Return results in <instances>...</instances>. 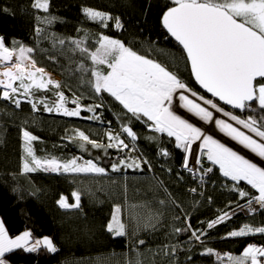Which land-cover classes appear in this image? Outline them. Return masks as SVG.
Listing matches in <instances>:
<instances>
[{"label":"trees","instance_id":"obj_1","mask_svg":"<svg viewBox=\"0 0 264 264\" xmlns=\"http://www.w3.org/2000/svg\"><path fill=\"white\" fill-rule=\"evenodd\" d=\"M49 1V11L44 12L33 6L36 0H0V36L8 47L18 48L23 44L25 47L47 50L46 53L37 51L32 59L61 79L59 90L66 96L80 98L87 106L103 104L106 111L104 123L111 121L120 130L118 132H121V123L127 122L122 106L107 93L101 94L102 98L95 94L87 83L82 82L89 79L90 74L81 76L76 71L78 63L83 62L91 67V62L79 52L73 53L67 43L64 54L60 55L52 47L53 40L65 39L67 42L68 38L86 37V46L94 50L95 41L103 33L167 65L190 87L202 92L193 79L190 65L184 60L182 48L162 26L163 13L174 6L170 0ZM83 8H93L119 17L123 30H115L112 27L114 21H109L108 28H103L87 19ZM51 17L56 19L51 24L45 23V19ZM37 26L43 29L39 37L35 31ZM148 48L162 50V53H147ZM49 56H55V60H50ZM100 67L102 71H108L106 66ZM35 95L52 94L40 90ZM117 114L124 119H118ZM131 127L138 134L135 142L137 155L151 164L150 169L143 165L144 172L130 170L113 173L109 170L107 176L61 175L43 171L23 173L24 129L39 138L32 142L38 158L55 157L65 161L80 157L79 150L70 139L72 130L82 129L93 140L102 141L105 137L104 127L88 120L48 113L44 109L34 111L26 102L16 108L0 99V217L11 235L30 230L36 235L35 239L51 237L59 249L54 254L44 249L38 254L16 250L7 254L9 264H135L137 257L141 264H217L215 256L199 254L203 248L198 242L193 240L189 243L191 232L176 235L173 230L186 226L185 217L190 219L192 229L206 230V222L235 209L247 197L241 198L233 191L234 182L225 178L219 166L213 165L206 156L200 157L201 168L211 167L213 171L205 183H199L182 167L185 154L175 147L174 138L150 131L143 121L132 119ZM150 135H155L157 139H147ZM160 149H166L170 156L165 158L159 155ZM120 153L113 150L110 160L123 157ZM103 167L109 169V166ZM167 169H171V172ZM157 181L163 183V188ZM237 183L239 189L256 195V191L246 182ZM192 188L197 191H189ZM77 190L81 192V210H64L57 205L61 195L73 203L71 194ZM169 193L171 200L179 207L171 203ZM160 200L165 201L163 206L157 203ZM230 204L231 208L228 207ZM116 205L121 207V217L126 216L125 210L129 208L131 213L138 215L141 224L147 220L149 213L159 214V222L154 228L141 227L135 236L129 233L115 237L106 230V226ZM133 205L138 207L132 208ZM126 219L127 222H123L127 230L132 223ZM246 224L253 228L264 226V211L249 217L239 213L207 230L208 236L202 237L204 247L212 248L221 255L241 257L247 245H264L262 233L222 239L228 232L239 230ZM138 236H143L145 244L138 246ZM173 244L180 245L175 259L164 256L160 251L165 245ZM230 263L228 257L224 256L223 264Z\"/></svg>","mask_w":264,"mask_h":264},{"label":"snow or ice","instance_id":"obj_2","mask_svg":"<svg viewBox=\"0 0 264 264\" xmlns=\"http://www.w3.org/2000/svg\"><path fill=\"white\" fill-rule=\"evenodd\" d=\"M48 2L49 0H36L33 6L47 11ZM170 2L174 6L168 7L163 13L162 26L181 46L184 60L190 65L195 81L217 99L207 98L193 91L175 71L169 70L167 65L150 58L148 54H141L120 39L101 33L95 41L94 50L86 46V37L68 38L67 42L65 39L53 40L52 47L57 49L60 55L64 54L63 50L67 43L73 53L79 52L91 62V67L83 62L76 66V71L81 76L90 74L89 79L82 82L87 83L101 98V94H109L122 106L124 117H127V122L120 125L121 132L104 133L107 143L90 139L89 135L79 130L72 139L80 141L78 146L84 152L88 151L90 145L92 149L103 150L105 155L110 148H115L118 152L127 150L131 153L137 151L135 142L138 139V134L131 127V120L143 121L150 131L174 138L175 147L185 154L182 167L194 180L199 179L203 182L204 177L213 171V168L209 167L201 173L197 167L200 165L201 155L206 156L213 165H218L222 175L234 182L232 190L241 198L247 197L246 204L237 205L236 208L241 211L246 209L249 214H255L258 208L264 210V167L221 142L213 134L205 132L196 123L178 114L175 109L183 110L186 115L212 125L215 131L249 150L264 163V0H170ZM82 12L87 19L103 28H108V22L114 21L112 27L117 31L123 30L120 18L113 17L110 13L93 8H83ZM55 19L46 18L45 23L51 24ZM35 31L39 37L43 29L37 26ZM37 51L47 52L45 49L25 47L23 44L18 48L8 47L4 43V38L0 36V99L10 102L16 108L27 100L33 110L37 111V104L29 98L34 97L36 91L51 90L52 86L56 89L57 99L52 107H49L45 100H40L44 110L50 113L62 111L64 116L79 117L81 106L78 98L71 101L76 107L71 109L65 107L67 98L65 93L59 90L60 82L55 81L44 68L37 67L36 61L32 59V55ZM153 51L162 53L159 49H146L147 53ZM48 58L55 60V56ZM100 66H106L108 71H102ZM219 101L233 109L252 114L242 118L232 111H226ZM102 107L103 104L87 106V110L94 112ZM124 117L117 114L118 119L123 120ZM86 119L98 120L100 117L92 116ZM107 124L110 126L111 121ZM121 134L125 135L130 143H125V140L120 138ZM22 137L25 153L23 173L43 171L61 175L102 176L109 173V169L99 166V158L84 160L83 157H73L65 161L55 157L38 158L32 142L39 138L27 129L23 130ZM147 139L154 141L157 137L150 135ZM159 155L168 158L170 153L166 149H160ZM190 159L194 161L193 166H189ZM142 165L151 168L150 162L142 156L134 158L127 156L113 162L110 171L116 173L122 169L142 170ZM167 171L171 172V169ZM241 181H246L258 195H251L239 189L237 182ZM157 183L163 188L161 181ZM164 191L167 192L166 189ZM189 191L195 193L197 190L192 188ZM71 195L73 203H69L68 197L61 195L56 202L57 205L64 210H81V192L73 191ZM167 195L171 203L179 207L171 200L170 193ZM157 203L163 206L165 201L160 200ZM228 207L231 208V204ZM120 212V205L114 206L113 214L106 226V230L115 237L135 234L141 227L154 228L160 219L159 214L149 213L147 220L141 224L139 219L129 217L132 226L126 230V225L120 220ZM231 215H235V209ZM231 215L229 212H223L206 222V230L192 229L190 219L185 217L186 226L183 229L175 228L173 231L176 235L191 232L189 243L193 240L198 242L203 248L199 254L215 256L217 264H223L224 256L228 257L231 264H264L261 259L264 258V245H247L241 257L221 255L212 248L204 247L205 241L202 237L208 236L207 230L231 219ZM253 233L264 234V226L253 228L246 224L239 230L228 232L222 239L243 237ZM137 244L143 245L145 241L138 240ZM179 247V244L165 245L160 251L164 256L175 259ZM41 249L50 254L59 250L51 237L35 239L30 230H25L15 237L10 236L4 221L0 219V264H9L6 256L16 250L38 254ZM188 259L191 260V257ZM135 264H139V261Z\"/></svg>","mask_w":264,"mask_h":264},{"label":"rangeland","instance_id":"obj_3","mask_svg":"<svg viewBox=\"0 0 264 264\" xmlns=\"http://www.w3.org/2000/svg\"><path fill=\"white\" fill-rule=\"evenodd\" d=\"M49 7H50V1L48 2V10L47 11H44L43 9H38V10H42V11H44V12H48L49 11ZM36 54V53H35ZM14 59H15V57H14ZM36 66L37 67H41L40 65H38L37 63H36ZM41 68H43V67H41ZM44 70H45V68H44ZM47 70V69H46ZM46 70H45V72H46ZM55 81H58V82H60L61 81V79L60 78H57V77H54L53 75H50ZM187 84V83H186ZM188 85V84H187ZM188 87L189 88H191L193 91H195V92H197L198 94H201V95H205L207 98H211V97H209L208 95H206L204 92H200V91H198V90H196V89H194V88H192V87H190L189 85H188ZM50 89L51 90H46V91H49L52 95H47L48 97H49V99L50 98H53L52 100H56L57 99V97H56V95H55V91H56V89H54V88H52V86H50ZM34 96H36V95H34ZM47 96H45L46 98H48ZM73 98V97H72ZM77 97H75L74 99H76ZM23 99V98H22ZM213 99V98H212ZM52 100H50V101H47L46 103L48 104V106L49 107H52L53 105H54V103H53V101ZM78 100H79V104H80V106H81V114H80V116L79 117H75V118H80V119H84V120H88L89 122H91V123H93V124H98L99 126H103L104 127V132H107V131H112L113 133H117L118 131H120V130H118V127L117 126H113V124H111L112 126H109L107 123H104V120H103V118H104V116L106 115V111H105V109H103V107L102 108H98V109H96L94 112H90V111H88L87 110V105H85L83 102H82V100L80 99V98H78ZM215 100V99H214ZM220 104V103H219ZM221 106H223V107H225L224 105H222V104H220ZM41 106H42V104H41ZM89 106V105H88ZM65 107H68L69 109H71V108H74V107H76V105L75 104H73V103H71V101L70 100H66V102H65ZM227 108V107H226ZM229 109V108H228ZM175 110H177L178 111V114H180V115H183V116H185V118H188L191 122H193V123H196L197 124V126H199V127H201L205 132H209V129H207L208 127H210V125H207V124H205L204 122H202V121H199V122H197L196 120V118H194V117H192L191 115H186L185 114V112L183 111V110H180V109H175ZM240 110H237V112H239ZM85 113H87V115L85 114ZM60 115H63L62 114V111L60 112ZM64 116V115H63ZM92 116H99L100 117V119H86V117H92ZM67 117V116H66ZM70 118V117H69ZM192 119H195V120H192ZM77 130H79V131H83V132H85L84 130H82V129H79V128H77V129H74V130H72L71 132H70V139H71V142L73 143V145L79 150V152H80V157H83V159L84 160H87V159H93V160H96L97 158H99V166H101V167H103V166H105V167H107V166H109V167H107V168H109V170H110V168H111V164L113 163V162H116L118 159H120V158H126V157H124V156H131V157H136V156H138L137 155V151H134V152H131V153H129L127 150H125L124 151V153L123 152H121L120 154H122V156L123 157H120V158H118L117 160H110L111 159V155H112V152H113V150H117V149H115V148H110V149H108V151H107V154L105 155V153H104V151L103 150H100V149H92L91 148V146L89 145L88 146V151L87 152H84V151H82L80 148H79V143H80V141H78V140H73L72 139V137H74L75 135H76V131ZM85 134L86 135H88L86 132H85ZM90 137V136H89ZM214 137L215 138H217V139H220L221 140V142H223V143H226V144H228V146H230V147H233L234 148V150H237V151H239L242 155H244L246 158H248V159H251V160H253V162H255V163H257V164H259L261 167H264V164H261L260 162H259V157H256V158H259V159H254V158H252V157H250V156H247L245 153H243L241 150H239V149H237L235 146H238V147H241L242 149H243V147L242 146H240V145H238L235 141H231L229 138H227V137H225L222 133H219V136H217V135H214ZM121 139H124L125 140V143H130V142H128L129 141V139L125 136V135H123V134H121V137H120ZM90 139H92L91 137H90ZM100 142H103V143H107L108 141H107V138L106 137H104V139L102 140V141H100ZM197 143H199V142H197ZM193 148H195V145L193 146ZM25 154V153H24ZM123 154H125V155H123ZM253 156H254V154H253ZM190 161H191V159H190ZM190 161H189V163H190ZM111 162V163H110ZM130 170H136V171H138V172H144L143 170H145L144 169V167H143V165H142V170H138V169H122L120 172H127V171H130ZM244 182H246V181H244ZM247 183V182H246ZM244 204V203H243ZM242 205V204H241ZM237 208H235V215H236V213H237V210H236ZM139 210V209H138ZM137 210V211H138ZM232 211L233 210H231V211H229V213H230V215H231V213H232ZM125 212H126V216L125 217H121L123 214L121 213V216H120V220H121V222L122 223H124V222H127L126 220V218H128L129 219V217H133V218H136L137 217V219H139L138 218V215L137 214H135V212H132L131 213V210L129 209V208H126V210H125ZM238 213H240L239 211H238ZM137 215V216H136ZM235 215H231V217H233V216H235ZM251 216V215H250ZM0 219H2L1 217H0ZM3 220V219H2ZM124 221V222H123ZM129 221H130V223H132V220H130L129 219ZM6 227V226H5ZM7 229V228H6ZM8 231V230H7ZM8 233H9V231H8ZM136 234H139V232L137 233H135V234H133L134 236L136 235ZM9 235L10 236H12V237H15V236H13V235H11L10 233H9ZM139 237V236H138ZM138 240H144V238H143V236H141V237H139V239ZM138 246H141V245H138ZM137 261H139V258L137 257ZM130 263V262H129ZM139 264H141V262H139Z\"/></svg>","mask_w":264,"mask_h":264},{"label":"built area","instance_id":"obj_4","mask_svg":"<svg viewBox=\"0 0 264 264\" xmlns=\"http://www.w3.org/2000/svg\"><path fill=\"white\" fill-rule=\"evenodd\" d=\"M65 97L67 98L66 100H70V101H72V100H74V98L75 97H73V98H71V97H68V96H66L65 95ZM29 99H33V101L37 104V108H38V110H40V109H44V105L42 104V106H41V103H40V100H45V102H47V101H50V99L49 98H46L45 96H34V97H30ZM53 101V103H55V101L56 100H52ZM24 102H26V103H28L27 102V100H25ZM30 104V103H29ZM31 105V104H30ZM32 106V105H31ZM223 107V106H222ZM68 108V107H67ZM225 109H226V111H230L228 108H226L225 107ZM37 110V111H38ZM47 112V111H46ZM233 112V111H232ZM244 111H239V112H233V114L234 113H239V116H241L242 118L244 117L243 115H242V113H243ZM48 113H50V112H48ZM51 113H55V114H60V113H57V112H55V111H53V112H51ZM213 127V126H212ZM208 132V131H207ZM195 149V148H194ZM117 157V156H116ZM118 158V157H117ZM120 158V157H119ZM194 165V161L193 160H191L190 161V163H189V166H193ZM197 167H199V169H200V171H201V173H203V171L205 170V169H202L201 168V165H199V166H197ZM211 174L212 173H209V174H207L205 177H204V181L203 182H201L199 179H196L199 183H205L206 182V180L211 176ZM246 204V202L244 203V204H242V205H245ZM237 210V213H238V211L239 212H242L243 214H245L246 216H249V215H252V214H249V213H246V212H244V211H241V210H239V209H236ZM32 236H33V238H36V235L33 233L32 234Z\"/></svg>","mask_w":264,"mask_h":264},{"label":"bare ground","instance_id":"obj_5","mask_svg":"<svg viewBox=\"0 0 264 264\" xmlns=\"http://www.w3.org/2000/svg\"><path fill=\"white\" fill-rule=\"evenodd\" d=\"M116 30V29H115ZM46 70V69H45ZM46 73L47 74H49V75H53L54 77H57V78H59L58 76H56L55 74H53L51 71H49V70H46ZM230 111H233V112H236L237 110H232V109H229ZM235 115H238L239 116V113H234ZM242 115L245 117L246 116V114L243 112L242 113ZM195 120V119H194ZM197 122H199L198 120H196ZM207 129H209V132L208 133H211V134H213V135H217V136H219V132H217V131H215L214 130V128L212 127V125H210V127H208ZM237 149H239V150H241L243 153H245L247 156H250V157H252V158H254V159H259V158H256L257 156H255V154H254V156H253V153H251L249 150H247V149H242L241 147H238V146H235ZM259 162L261 163V158L259 159ZM261 164H264V163H261ZM256 191V190H255ZM256 195H258V192L256 191ZM247 201V200H246ZM246 201H244L243 203H245ZM243 203H241V204H243ZM240 204V205H241ZM258 207V206H257ZM244 212H246V213H248L247 212V210L245 209V210H243ZM262 211H264V210H261V209H259L258 208V210H257V212L255 213V214H252L251 216H254V215H257V214H259L260 212H262ZM241 214H243L242 212H240ZM236 214H239V213H236ZM243 215H245V214H243ZM246 216V215H245ZM250 216V215H249ZM248 216V217H249Z\"/></svg>","mask_w":264,"mask_h":264},{"label":"water","instance_id":"obj_6","mask_svg":"<svg viewBox=\"0 0 264 264\" xmlns=\"http://www.w3.org/2000/svg\"><path fill=\"white\" fill-rule=\"evenodd\" d=\"M165 30H166V29H165ZM166 32H167V31H166ZM168 35L170 36L169 33H168ZM170 37H171V36H170ZM171 38H172V39L178 44V42H177L173 37H171ZM178 45H179V44H178ZM180 47H181V46H180ZM191 73H192V72H191ZM192 76H193V74H192ZM193 79H194V76H193ZM194 81H195V79H194ZM195 83H196L197 87H198L202 92H204L206 95H208L209 97H211V98H213V99H217V98H215V97H212L210 93H207L206 90H204V89L202 88V86L199 85V83H198L197 81H195ZM219 103L222 104V105H224L225 107H227V108H229V109L236 110V109H233L231 106H227V105H225L224 102H222V101H219ZM192 120H194V119H192Z\"/></svg>","mask_w":264,"mask_h":264},{"label":"crops","instance_id":"obj_7","mask_svg":"<svg viewBox=\"0 0 264 264\" xmlns=\"http://www.w3.org/2000/svg\"><path fill=\"white\" fill-rule=\"evenodd\" d=\"M262 259V261H264V258H261ZM231 264V263H230Z\"/></svg>","mask_w":264,"mask_h":264}]
</instances>
